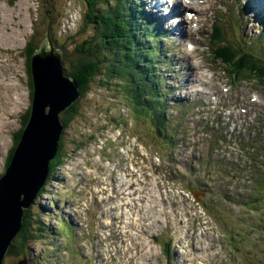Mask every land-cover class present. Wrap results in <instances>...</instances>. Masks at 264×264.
I'll return each mask as SVG.
<instances>
[{
    "label": "rangeland",
    "instance_id": "1",
    "mask_svg": "<svg viewBox=\"0 0 264 264\" xmlns=\"http://www.w3.org/2000/svg\"><path fill=\"white\" fill-rule=\"evenodd\" d=\"M90 1L0 0V153L2 155L0 167L3 168L5 162H7L4 158H8L14 143H16L14 134L25 126L24 119L33 102L31 93L34 92V87L30 84L31 73L28 71L27 47L31 46L30 49H33L38 45L37 49H39L41 44L48 46L49 40H51L61 51V58L64 51L69 52V49L74 47V43L86 41V38L94 34L92 33L94 28L83 22L86 9L91 7ZM155 3L152 0L149 1V9ZM163 4L165 5L166 1H162L159 7L166 12L165 6H162ZM217 7L223 9V6L219 3H217ZM202 23L204 22L202 21ZM209 25L210 21L208 20ZM48 27L51 33V39L49 40L46 36ZM248 28V26H243L244 31ZM208 31L209 29L206 30V32ZM208 34L209 32L202 36L199 32L201 38L198 41L203 43L204 40L206 44ZM9 36H12L13 39L9 40ZM171 38H167L164 50L171 44ZM43 40L46 44L42 43ZM63 46H66V50H62L64 49ZM179 48V53L176 54V51H174L173 57L169 58L171 64L163 69V75H171L172 71L179 70L178 57L187 53L188 60L180 62L181 82H183L185 89L183 95L191 96L193 89L195 87L199 88L201 85L193 79L192 70L188 69V66L198 67L204 64L205 69L198 70L199 73L204 74L205 70H209L205 65L212 68L221 65L209 62L206 51L197 53L202 48L201 46L200 48L193 47L192 50L187 51L183 44ZM71 57L72 55H70ZM64 60L63 65L65 66ZM188 63H191V65ZM194 66L191 68H196ZM209 71L211 72L210 75L203 77L213 82L215 88H227V91H223V94L226 92L227 95L233 96L236 90L242 88L251 92L252 99L257 98L255 109L258 115L253 123L258 125V129L264 133V124H261L259 120L264 113V82L259 84L256 80H247L234 84L229 82L227 77L221 73L223 69L220 68V72L217 73L212 70ZM121 76L126 77L127 75L123 74L110 79L109 84H105L103 80H100L102 79L101 75L98 76L97 73L93 75L90 89L81 101L84 116L81 114L75 119L69 126L67 133H65L64 147L66 149L60 148L59 150L58 139L56 153L49 159L50 161L62 151L66 153V156L67 154L71 156L69 159V156L66 157L64 169L56 170L54 175L51 176L47 191L50 192L49 197L52 199L53 197L58 198L59 194L67 193V189H72L75 183L76 188L73 194H79L78 191L81 190V193L75 197L74 203L81 199V206L87 208L86 212L89 219L81 226V229L83 244L87 245L93 258L92 263L144 264L149 262L150 264H164L160 252V250L162 251L161 246L154 244V240L160 239L161 232L164 230L167 234L169 231L172 232L175 241L178 242L177 245L181 246V240L185 242V245H188L187 253L189 257L197 258L195 264H264V238L259 236V232H262L263 228L259 227V232L250 234L245 245L241 243L238 246L239 249L232 250L229 241L226 239L227 230L224 225L229 219L240 218L243 210L234 208L223 197L213 196V193L223 191V189L237 188L229 184L228 181L232 182L234 180L237 182L242 175L247 173H250L252 178L245 179L255 188L259 164L251 161L243 153L241 166H244V169L237 176L228 180L219 174L212 173L210 179L206 181L207 186H204V188L207 194L202 197L201 203H206L208 208L203 209L201 203L197 202V205H194L188 195L180 190L181 185L184 183L183 179L179 178L177 180L170 175L171 168L174 165H178L185 171L189 170L190 165H192L189 155L194 154L192 146L187 143L183 149L178 145L174 149L175 154L171 156V161L165 162L158 155L156 158L154 152L146 148L137 136H131L129 132L123 135L122 126L115 127L114 124H111L115 121L114 118L108 124L107 120L111 115L115 114L116 116L120 111L121 115H126V104L117 95L115 91L117 87L111 85L117 83L118 78ZM168 77H170V80L173 78V76ZM192 83L196 84L195 87ZM16 91L22 93L19 106L15 105L13 99V93ZM47 108L43 110L45 114ZM117 108H119V112ZM237 111L242 112L239 108ZM106 117H108L107 120ZM246 117L254 118L255 116L249 115ZM27 121L28 118L26 123ZM198 122L199 120H193V129H187L184 136L185 140L202 142L201 129L196 128ZM60 123L64 124L61 121ZM127 125L129 129L131 123L128 120ZM136 127L146 129L145 125ZM62 131L63 128L60 133ZM77 144H82L80 149H76ZM258 145L259 143L256 141L255 147H252L256 150L255 156L260 155ZM237 158L240 159L241 155L238 154ZM48 167L49 164L47 169ZM114 167H116L118 173L114 179L121 177L123 186L126 179L135 182L136 191L133 194L135 197L132 200L133 205H126L125 199L121 200L114 197L109 200L108 196H103L104 187L107 184L109 187L114 185L110 179ZM262 169H264V166H262ZM121 183V181H118L117 184ZM123 186L121 189H123ZM237 192L243 194L246 190L239 188ZM33 203L31 216L34 223L36 222V227L41 225L48 228V231L43 232L41 238L31 245V257L36 258L33 264H58V260L59 264H76L73 257L65 262V254H59V246L62 242L60 237L54 241L56 245H51L53 243L52 236L56 233L57 225L54 223V226H52L46 223L51 218L55 222V219L59 216V207L53 203V207L55 206L56 209L50 208L46 195L41 197L40 200L36 199ZM44 204L48 208H43ZM70 211L76 213L75 209L71 208ZM81 211L82 208L79 209V214H76V217L83 216ZM198 212H200V215ZM108 215H120L116 225H113L110 232L104 228V221L106 222ZM256 218L264 219L263 216L260 217L258 214H256ZM156 219H163V222L156 221ZM87 224L92 225L93 233L90 231L88 234ZM65 229L66 237L69 239V229L66 224ZM206 229L209 231H206ZM109 233H111L110 236ZM88 236L90 242L87 239ZM256 239H260V243L253 244ZM79 240L81 239L79 238ZM184 252L186 253V251ZM180 254L183 255L181 251ZM80 255L83 254L80 253ZM189 264H192L190 260Z\"/></svg>",
    "mask_w": 264,
    "mask_h": 264
},
{
    "label": "trees",
    "instance_id": "2",
    "mask_svg": "<svg viewBox=\"0 0 264 264\" xmlns=\"http://www.w3.org/2000/svg\"><path fill=\"white\" fill-rule=\"evenodd\" d=\"M134 1L135 0H91V7L86 9L84 22L86 25H89V27L94 28V32L92 31L94 34L86 38V41L82 43H74V48L70 49L69 52L66 51L62 53V57L65 59L64 62L66 63L63 67L65 74L69 75L72 81L79 85L81 95L78 101L73 103V105L60 115V121L64 124L63 131L59 137V150L60 148H65V133H67L69 126L81 114L84 116V113H82L83 108L81 101L88 93L90 82L92 81L93 75L96 73L98 76L101 75L102 79L100 80H103L105 84H109L110 79L117 78L123 74L127 75L125 77L126 82H124L121 76V81L119 83L117 82L111 85L118 88L119 92L116 89L115 91L123 101L126 100V104L132 105L133 103L139 112L146 114L149 120L156 124L150 113V109H152L153 105L152 103H148L144 87L136 84L141 78V74L138 70H142L141 67L144 66L145 61L142 59L141 50L135 38L136 32L133 29L134 24L137 22V14L140 13L136 10L132 11ZM30 47L31 46L27 47L29 73H31V57L36 51L33 49H37H30ZM63 47L64 49L62 50H66V46ZM219 51H227L221 53L224 57L219 54L217 58L224 59L225 63L229 65L232 70L236 71L238 80L248 77H246L245 74H239V72H247V75L264 77V65L255 57L248 54L239 57L236 51L230 48H228V50L220 48ZM69 54L72 55L71 58ZM68 61L71 64L70 67L67 64ZM30 84L33 86L32 76ZM122 86L125 87L121 91ZM31 96H33L32 93ZM157 116L160 118V113H157ZM27 118L28 114L24 119V125ZM107 118L108 117H106V120ZM113 118L116 121V124H114L115 126H117V124L128 126L124 120V116L121 115L120 112ZM107 121L108 124H110L112 116L109 117ZM22 129L23 128L19 129V131L14 134L16 143H14L9 153L7 166L13 161L16 148L22 139ZM92 136L94 138V133ZM67 156L66 153L62 151L49 161L48 180L40 189L38 196L44 193L45 187L51 179V176L54 175V172H56L59 166L66 162ZM7 168L4 170V174H6ZM31 212V207H29L22 219V227L11 244L9 249L11 256L5 259L6 264H17L15 258L17 255H22V258H29V261L32 263L34 260L36 261V258L30 255L29 244L36 239V234L38 235L36 232L37 230L42 235L44 231H48V228L46 226H42L40 229L39 227L37 228L32 219ZM34 216L33 214V217ZM41 235H39L38 238H40ZM242 244H244V242H242ZM166 251H168V248Z\"/></svg>",
    "mask_w": 264,
    "mask_h": 264
},
{
    "label": "water",
    "instance_id": "3",
    "mask_svg": "<svg viewBox=\"0 0 264 264\" xmlns=\"http://www.w3.org/2000/svg\"><path fill=\"white\" fill-rule=\"evenodd\" d=\"M33 110L13 161L0 178V264L22 226L24 207L34 200L47 178V162L57 150L64 112L79 97L78 85L63 77L60 51L43 45L32 55ZM35 95V99H34ZM48 107V113L44 109ZM61 112V113H62ZM18 264H27V260Z\"/></svg>",
    "mask_w": 264,
    "mask_h": 264
},
{
    "label": "clouds",
    "instance_id": "4",
    "mask_svg": "<svg viewBox=\"0 0 264 264\" xmlns=\"http://www.w3.org/2000/svg\"><path fill=\"white\" fill-rule=\"evenodd\" d=\"M83 22H84V20H83ZM46 36H47V39L49 40V39H51V33H50V30H49V27H48V30H47V33H46ZM45 40H43L42 41V43H44V44H46L45 42H44ZM52 46V47H54V48H56V49H58L59 50V48L58 47H56L54 44H53V42L51 41V40H49V45L48 46ZM70 46V45H69ZM42 47H43V45L41 44L40 45V47H39V49H42ZM36 48H38V45L36 46ZM74 48V47H73ZM73 48H70V49H73ZM39 49H37V50H39ZM69 49V50H70ZM36 50V51H37ZM61 52V51H60ZM64 52H66V51H64ZM34 54V53H33ZM70 55V54H69ZM60 61H61V64H62V66H61V72H62V75H63V77H68V78H71L69 75H67V74H65V71H64V65H63V59H62V55H61V58H60ZM65 63V62H64ZM67 64H68V66L70 67L71 66V64L69 63V61L67 62ZM30 66H32V57H31V63H30ZM28 71H29V68H28ZM31 71H32V67H31ZM31 76H32V81H33V87H34V80H33V75L31 74ZM72 79V78H71ZM77 84V83H76ZM78 85V84H77ZM78 90H79V93H80V95H81V90H80V88H79V85H78ZM32 94H33V92H32ZM80 95H79V97H77L75 100H74V102L73 103H75L76 101H78V99L80 98ZM33 97V96H32ZM73 103L71 104V105H73ZM70 105V106H71ZM70 106H68L67 108H66V110L70 107ZM31 109H32V104H31V106L29 107V112H28V120H29V117H30V112H31ZM65 110V111H66ZM46 113H48V108H47V110H46ZM63 113V112H62ZM61 113V114H62ZM60 114V115H61ZM28 122V121H27ZM27 124V123H26ZM26 124H25V126H26ZM25 126H23V133H24V129H25ZM23 133H22V136H23ZM61 134V133H60ZM20 143V142H19ZM60 145V144H59ZM59 147V146H58ZM11 164H9V166H10ZM9 166H7V162H5V164H4V167L2 168V167H0V178H2L5 174V172H4V170L8 167L9 168ZM48 166V165H47ZM7 168V169H8ZM47 176H48V169H47ZM48 180V178H46V181ZM50 181V180H49ZM46 183V182H45ZM48 185H49V182H48V184H47V186H46V188H48ZM43 187V186H42ZM41 187V188H42ZM45 194L49 197V195H50V192L49 191H46L45 192ZM27 209L28 208H26L25 209V207L23 208V210H24V212H26L27 211ZM23 216H24V214H23ZM44 232H46V231H44ZM55 240H58V238L56 237V236H52V242L53 243H51V245L52 246H54V245H56L55 243H54V241ZM56 249H57V247H56ZM30 251H31V247H30ZM11 252H9L8 253V255L6 256V258L5 259H8V257H10L11 256V254H10ZM30 255H31V253H30ZM16 258V261H17V264L19 263V262H21V261H24V260H26V259H28V261L30 260L29 258H22V255H17V257H15ZM20 258V259H19ZM58 264H59V260H58V262H57ZM6 264V263H5ZM8 264V263H7ZM28 264V263H27ZM29 264H33L31 261H29Z\"/></svg>",
    "mask_w": 264,
    "mask_h": 264
},
{
    "label": "bare ground",
    "instance_id": "5",
    "mask_svg": "<svg viewBox=\"0 0 264 264\" xmlns=\"http://www.w3.org/2000/svg\"><path fill=\"white\" fill-rule=\"evenodd\" d=\"M209 2H211L212 3V5L214 6V8L216 9V4H217V0H208ZM249 1V4L251 5V0H248ZM135 2H137V0H135ZM201 7H203V6H201ZM217 12L220 14V11L217 9ZM253 17H256L258 20H261L260 19V17L259 16H257V15H255L254 14V16ZM200 19V17L198 18V20ZM253 20V19H252ZM253 22V21H252ZM247 26L249 27L250 26V24L248 23L247 24ZM26 29V28H25ZM186 29V28H185ZM18 35V34H17ZM185 36H187V37H189L190 38V36H189V34L187 33V29L185 30V34H184ZM29 38V37H28ZM11 39H13V37L12 36H9V40H11ZM232 56V55H231ZM211 57H212V55H211ZM233 57V56H232ZM234 61V60H233ZM10 85V84H9ZM14 94V102H15V105L16 106H19V104H20V99H21V96H22V93H17V91L16 92H14L13 93ZM9 101V100H8ZM15 108V107H14ZM17 108V107H16ZM23 108V107H22ZM49 109V108H48ZM173 109H175V107H173ZM158 113H160V115H161V112H158ZM7 114V113H6ZM10 116V115H9ZM7 117V116H6ZM5 117V118H6ZM15 117V116H14ZM260 121H261V123H263L264 124V116H262L260 119H259ZM201 121V123H203V121L202 120H200ZM12 125V124H11ZM255 127L257 128V125H255ZM162 137H164L165 139H167V136L166 135H162ZM245 178L247 179V180H249V179H251L252 178V176L250 175V173H247L246 175H245ZM113 186L114 185H111L110 186V189H111V192L112 193H115L116 192V190L113 188ZM244 186H248L247 185V181L246 182H244ZM39 191H40V189H39ZM39 191H38V193H37V195L35 196V197H37L38 196V194H39ZM145 220L146 219H148V218H144ZM149 220V219H148Z\"/></svg>",
    "mask_w": 264,
    "mask_h": 264
}]
</instances>
